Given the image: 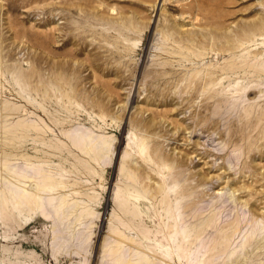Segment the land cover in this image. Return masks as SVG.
Wrapping results in <instances>:
<instances>
[{
    "label": "rangeland",
    "instance_id": "rangeland-1",
    "mask_svg": "<svg viewBox=\"0 0 264 264\" xmlns=\"http://www.w3.org/2000/svg\"><path fill=\"white\" fill-rule=\"evenodd\" d=\"M250 227L264 0H0V264H264Z\"/></svg>",
    "mask_w": 264,
    "mask_h": 264
},
{
    "label": "bare ground",
    "instance_id": "bare-ground-1",
    "mask_svg": "<svg viewBox=\"0 0 264 264\" xmlns=\"http://www.w3.org/2000/svg\"><path fill=\"white\" fill-rule=\"evenodd\" d=\"M83 146V145H82ZM40 174V173H39ZM13 196H15L14 194H13ZM18 197V196H17ZM23 197V196H22ZM21 198V197H20ZM42 207H44V205H41ZM259 222V221H258ZM263 222V221H262ZM257 223V222H256ZM263 225V224H262ZM261 226V225H260ZM189 228V227H188ZM186 230H187V228H186ZM184 231V230H183ZM185 232V231H184ZM264 232V228L263 227H260V228H257V227H250V228H248L247 230H245L244 232H243V235H242V240H241V242H240V244L239 245H236V247H234L233 246V248H235V249H233L232 251H231V253H230V255L228 256V257H233V256H235V255H237V254H239V252H240V250H241V252L242 251H244L245 249H246V247H247V245H248V242L249 241H251L253 238H255V236H258L259 234H261V233H263ZM193 231L191 230L190 231V233L188 232L187 233V239L188 238H192L193 237ZM182 235H183V233H182ZM191 235V236H190ZM260 236V235H259ZM190 241V240H189ZM226 251V250H225ZM223 252V251H222ZM222 252H220V253H222ZM227 253V252H226ZM225 253V254H226ZM219 254V253H218ZM224 254V255H225ZM226 256V255H225ZM228 257H225V258H228ZM119 258V257H118ZM116 259V258H115ZM240 259V258H239ZM220 260V259H219ZM228 260H230V259H228ZM227 260V261H228ZM221 261H222V259H221ZM214 262V261H213ZM222 262H224V261H222ZM225 263V262H224Z\"/></svg>",
    "mask_w": 264,
    "mask_h": 264
}]
</instances>
